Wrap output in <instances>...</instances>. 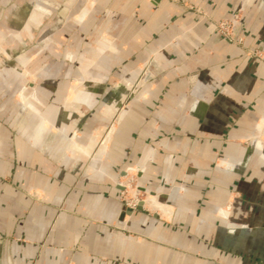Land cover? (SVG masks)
<instances>
[{
	"label": "crops",
	"instance_id": "obj_1",
	"mask_svg": "<svg viewBox=\"0 0 264 264\" xmlns=\"http://www.w3.org/2000/svg\"><path fill=\"white\" fill-rule=\"evenodd\" d=\"M34 1L0 0V51L10 57L0 58V264H264V0H181L210 20L165 0H43L57 5L52 29L105 71L91 81L125 83L74 90L70 102L71 65L60 58L27 88L47 60L18 57L27 45L18 36L31 37L40 16ZM71 8L75 22L63 27ZM238 12L243 47L212 25ZM135 67L148 75L136 94ZM109 98L112 114L136 100L99 151ZM134 169L156 212L142 206L123 219L118 179Z\"/></svg>",
	"mask_w": 264,
	"mask_h": 264
},
{
	"label": "rangeland",
	"instance_id": "obj_2",
	"mask_svg": "<svg viewBox=\"0 0 264 264\" xmlns=\"http://www.w3.org/2000/svg\"><path fill=\"white\" fill-rule=\"evenodd\" d=\"M169 1L173 4L180 5L187 11L194 12L204 19H209L210 17L208 14L205 12V10L201 7H197L188 3H184L181 0H165ZM79 4H84L85 6H96V1H91V0H79ZM33 6V10L36 12L37 15H40L37 19V23L35 24V31L32 33L31 37L24 38L22 35L18 36L19 37V42L20 43H25L24 49L21 51V54H19L18 57H24L26 52H28L29 56L28 59L31 61H36L42 57L43 54H45L47 57L45 64L35 71V75L30 77L33 81L29 82L27 88H38L40 85V81L38 76L41 73L47 72L50 74L56 73L58 66H57V61L60 58L63 62H65L68 65L71 66H66L64 73L66 77L70 80L66 82L65 90L67 92V101L72 100L71 94L74 92V90H86V89H122V85H125L123 81H118L115 83H106V82H97L95 83L94 81H91L92 76L95 77L97 74L100 76L101 74H105L104 70L96 71L95 67L90 66V59H91V52L90 49H76L72 45L74 43V38L72 34H62L58 33L57 31H54L52 29V25L57 28V24L60 22L61 18L60 15L58 14L57 10V5L54 3L53 5H50L49 8H45L43 6V0H35ZM42 7L43 9L46 10V12H39L36 10V8ZM40 9V8H39ZM74 10L71 8L69 16L71 18L66 19L65 24L63 27L68 26V25H73L75 22L73 15ZM111 16V11H108L104 14L103 17V22L99 23L98 28L95 30L96 36L99 37V39H104V28L106 25L107 20ZM236 21L234 22L235 24L231 27H234V35L237 38H240L242 40V44L238 45L235 44L234 42H230L227 38L223 36L222 33L219 32L218 30V24L220 22L227 21L229 22L231 19L236 17ZM34 19V18H33ZM241 19L240 13H235L231 17L227 19H221L218 21H212V25L215 29V31L221 35L224 39H226L228 42L233 43L235 45H238L240 47H243L244 44V39L242 37H239L237 35V24L239 23ZM62 27V26H61ZM88 36V35H87ZM60 41V42H59ZM61 41H64L61 43ZM106 52L103 53L105 55ZM248 54L250 55H256L259 57L258 53H255L253 51H248ZM0 58H3V63L10 61V57L4 53V51H0ZM100 61V60H99ZM4 67L0 65V69H3ZM19 73L25 72V66L20 67L18 66ZM145 68L137 69L135 67L134 69H131L130 75L131 79L133 78V81L129 82V85H131L130 89L133 90V93L136 94L137 90H139L140 84H142L144 81L147 80L148 75L143 73ZM117 71V69H115ZM190 81V80H189ZM191 82V81H190ZM58 83H55L52 85V89H58L57 87ZM128 86H126L127 88ZM115 99V98H114ZM109 101H104V99H100V102L104 101V103H100L99 106H102L100 108V117L101 119L99 120V127H98V132L95 134L94 138H97V143H98V150H102L105 145V141L107 139L108 133L110 132L111 127L118 122L122 109L128 105V103H132L136 98H126V100L122 101L119 103L120 105V111L116 113H111L108 112V106L110 102L112 101L111 98L108 99ZM116 100V99H115ZM123 107V108H122ZM90 113H85L82 117L83 118H90ZM104 128H107L106 130ZM110 136V135H109ZM71 150L67 149L66 153L71 154ZM139 173L138 170L134 169L131 171H128V173L118 179V184L121 187L120 191V201L122 203V212H123V219L128 218L129 215L128 213H134L135 211L138 210V205L139 203H143L142 206H145L144 211L147 215H153L156 211L152 209V207L148 206L145 201L148 200L149 196L142 192L139 188L138 180H139ZM122 185V186H121ZM33 201L37 203H43V195L40 191H30L27 193ZM145 202V203H144ZM138 204V205H137ZM62 210V209H60ZM58 251L60 253H65L66 251H72L75 252L77 251V247H72L70 249L66 248H59Z\"/></svg>",
	"mask_w": 264,
	"mask_h": 264
},
{
	"label": "built area",
	"instance_id": "obj_3",
	"mask_svg": "<svg viewBox=\"0 0 264 264\" xmlns=\"http://www.w3.org/2000/svg\"><path fill=\"white\" fill-rule=\"evenodd\" d=\"M236 18L237 16L231 19L229 22L227 21L220 22L217 27H218L219 32L222 33L223 36L227 38L230 42H234L235 44L241 45L242 40L240 38L235 37L234 27H231L232 24L233 25L235 24L234 22L236 21Z\"/></svg>",
	"mask_w": 264,
	"mask_h": 264
},
{
	"label": "water",
	"instance_id": "obj_4",
	"mask_svg": "<svg viewBox=\"0 0 264 264\" xmlns=\"http://www.w3.org/2000/svg\"><path fill=\"white\" fill-rule=\"evenodd\" d=\"M156 2H158V1H161V0H155ZM142 205H143V203L141 202V203H139V205H138V209L139 208H141L142 207Z\"/></svg>",
	"mask_w": 264,
	"mask_h": 264
}]
</instances>
